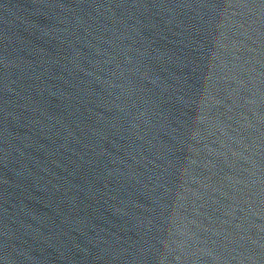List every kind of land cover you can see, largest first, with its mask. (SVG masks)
I'll return each mask as SVG.
<instances>
[{"label": "water", "instance_id": "obj_1", "mask_svg": "<svg viewBox=\"0 0 264 264\" xmlns=\"http://www.w3.org/2000/svg\"><path fill=\"white\" fill-rule=\"evenodd\" d=\"M6 264H264V0H4Z\"/></svg>", "mask_w": 264, "mask_h": 264}]
</instances>
